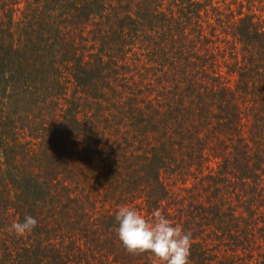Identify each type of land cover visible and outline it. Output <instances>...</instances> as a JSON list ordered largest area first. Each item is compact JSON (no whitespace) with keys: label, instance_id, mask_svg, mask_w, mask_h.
I'll use <instances>...</instances> for the list:
<instances>
[{"label":"trees","instance_id":"16d2710c","mask_svg":"<svg viewBox=\"0 0 264 264\" xmlns=\"http://www.w3.org/2000/svg\"><path fill=\"white\" fill-rule=\"evenodd\" d=\"M122 206L264 264V0H0V264H153Z\"/></svg>","mask_w":264,"mask_h":264},{"label":"clouds","instance_id":"9594fccd","mask_svg":"<svg viewBox=\"0 0 264 264\" xmlns=\"http://www.w3.org/2000/svg\"><path fill=\"white\" fill-rule=\"evenodd\" d=\"M9 74L6 72L5 77ZM118 237L124 248L133 255L150 253L153 264H189L192 233L180 225H173L159 210L146 218L134 208L122 206L116 213ZM38 221L26 216L23 222L14 221L8 228L17 237L31 233Z\"/></svg>","mask_w":264,"mask_h":264}]
</instances>
